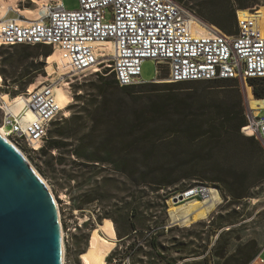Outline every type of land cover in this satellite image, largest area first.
Listing matches in <instances>:
<instances>
[{
	"label": "rangeland",
	"instance_id": "374dc122",
	"mask_svg": "<svg viewBox=\"0 0 264 264\" xmlns=\"http://www.w3.org/2000/svg\"><path fill=\"white\" fill-rule=\"evenodd\" d=\"M174 1L184 11L195 13L203 3L223 0ZM62 2L68 10L79 8V0ZM23 5L36 6L30 1ZM248 11L259 17L264 27V0H250L243 14ZM56 52V47L49 46H0V94L15 98L39 84L50 83L57 70ZM157 69L153 60L145 61L142 79L151 82ZM106 76H66L74 102L69 116L50 130L46 153L33 152L24 143H17L59 202L65 264H82L81 255L95 228L120 241L108 264H243L256 259L264 248L261 143H251L241 133L211 147L208 141L189 143L170 132L173 127L177 129L179 118L169 113L179 114L185 108L208 117L211 107L237 106V98L228 92L231 88L183 83L156 89L146 84L125 91L117 87L112 75ZM238 84L247 111L246 88L252 86L249 81ZM194 94L199 98L181 101ZM182 103L183 108L174 106ZM6 114L9 112L0 108V125ZM110 117L113 127L125 129L114 140L108 137L105 126ZM156 119L160 120L155 124ZM143 133L162 138L146 144L137 140L135 146H129L127 155H109L111 143L128 144L130 135L140 139ZM54 143L60 147L51 148ZM79 146L87 148L86 157L75 155ZM96 156L103 161L96 162ZM162 181L175 183L156 184ZM203 187H212L222 197L209 218L187 225L171 221L173 203L176 207L186 204L174 202V197ZM197 198L202 200L206 194ZM261 256L264 258V253Z\"/></svg>",
	"mask_w": 264,
	"mask_h": 264
},
{
	"label": "built area",
	"instance_id": "2783aa9c",
	"mask_svg": "<svg viewBox=\"0 0 264 264\" xmlns=\"http://www.w3.org/2000/svg\"><path fill=\"white\" fill-rule=\"evenodd\" d=\"M192 19L206 31L194 29ZM1 25L4 46L62 47L70 70L82 73L78 77L111 74L121 87L148 83L142 79L147 60L158 67L149 83L264 79V27L249 11L237 10V32L230 35L184 11L174 0H79L75 10L66 9L62 0H53L38 21L25 25L12 18ZM25 94L35 120L23 126L6 114L2 125L12 142L38 152L66 113L50 86ZM263 110L249 107L241 132L264 148ZM263 253L264 248L258 263L248 264H264Z\"/></svg>",
	"mask_w": 264,
	"mask_h": 264
},
{
	"label": "water",
	"instance_id": "95a60500",
	"mask_svg": "<svg viewBox=\"0 0 264 264\" xmlns=\"http://www.w3.org/2000/svg\"><path fill=\"white\" fill-rule=\"evenodd\" d=\"M174 197V202L183 200ZM0 264H62L61 226L51 189L0 136Z\"/></svg>",
	"mask_w": 264,
	"mask_h": 264
},
{
	"label": "trees",
	"instance_id": "16d2710c",
	"mask_svg": "<svg viewBox=\"0 0 264 264\" xmlns=\"http://www.w3.org/2000/svg\"><path fill=\"white\" fill-rule=\"evenodd\" d=\"M224 3V5H221ZM250 0H223V1H215L211 3H203L200 5L199 10L195 11L196 15L201 18L204 22L213 24L220 29L229 32L230 34H234L237 32V10L243 14L244 9L249 8ZM36 46H44V45H36ZM55 56V53H54ZM111 75V74H110ZM55 76V75H54ZM53 76V77H54ZM102 76L103 79L106 78V75H98ZM113 76V75H112ZM261 81H264V79H250L249 83L253 87V92L250 88L249 89V98H250V104L252 109H264V89L261 88ZM116 82V80H115ZM186 83H198L200 85H204L208 88L212 87H229L231 88L229 93L234 95L238 102L237 106H223L219 107L220 109H216L215 107H211L209 115H206L208 117H204V115L199 113L190 112L188 109H182L179 111V114L175 113H169L170 115H174L175 117L179 118V121L177 123V129L173 127V129L170 130V132L181 135V137L185 140H187L189 143H195L201 140H205L209 142V145L211 147H218L226 138H231L233 136H240L241 128L246 125L247 120L245 117V103L243 100V95L241 94V88H239L238 80L234 79H226V80H218V81H197V82H186ZM150 84L152 88H161V87H168L172 88L173 86H180V84L183 83H147ZM164 84V85H160ZM117 87H119L122 90H131L135 86H126L121 87L116 82ZM146 85V84H143ZM142 86V85H138ZM256 98H255V97ZM199 98L198 95L194 94L191 97H188L184 100H181L182 102L188 103L195 99ZM176 108H179V106H182V108L185 106L183 105H174ZM178 110V109H177ZM160 119H156L153 121V123H158ZM113 119L110 117L105 122L106 129H108L107 132L111 133L108 137L111 140H114L118 137V132L125 131V129L120 127H113L112 125ZM115 122V120H114ZM114 124V123H113ZM150 124H148L149 126ZM115 129V132H112V130ZM178 130V131H176ZM134 131V130H133ZM243 134V133H242ZM246 140H249L251 143H256V139L254 137H249L243 135ZM130 142L127 143H111L110 147L112 149H109L108 153L110 156H115L116 154H126V151L128 150L129 146H135L137 142H141L142 144H146L149 141H157L161 139L162 137L159 136H146L144 133L141 135L140 139H137L135 137L133 139V136H131ZM159 137V138H158ZM138 140V141H137ZM109 146L108 144H106ZM51 148H59V144H52L50 145ZM46 145L40 149L43 150L44 153ZM86 150L87 148L85 146H79L78 149L75 151V155H77L80 158L86 157ZM96 162H102L103 159L99 156L95 157ZM262 163L264 167V154L262 158ZM123 163H121L122 166ZM261 178H264V175L261 174ZM217 181H222L221 179H216ZM214 180V181H216ZM174 181H168V182H157L159 186L162 185H172L174 184ZM113 240H117L115 236L112 237ZM249 259L246 260L243 264H248Z\"/></svg>",
	"mask_w": 264,
	"mask_h": 264
},
{
	"label": "bare ground",
	"instance_id": "6f19581e",
	"mask_svg": "<svg viewBox=\"0 0 264 264\" xmlns=\"http://www.w3.org/2000/svg\"><path fill=\"white\" fill-rule=\"evenodd\" d=\"M30 1L36 6L34 8L24 7L18 8L19 3ZM53 0H0V27L1 24L10 21L12 18H7L6 15L9 9L16 7L19 11H21V17L15 18L19 24H31L34 21H38L47 11V7ZM17 12V10H16ZM191 25L194 29L198 31L205 32L206 29L202 25H198L193 19L191 20ZM0 46H4V43L1 42ZM57 49L56 59L54 60L56 65V75L50 79V83L48 84H39L33 88H30L31 91L43 89L46 86H50L54 91V96L60 107L65 111L66 116H69V107L74 102V96L71 91L70 85L66 79V76L69 78L79 76L82 73H74L73 70H70L69 66H67V52L65 49L59 46H54ZM2 77L0 75V82ZM252 90V87L249 85L246 88L247 91V99L248 105L251 108L250 98H249V89ZM1 97V109L7 110L9 115L16 117L17 120L23 125H27L28 123L35 120V114L27 108V99L29 96L18 95L15 98L11 97L7 93L0 94ZM252 109V108H251ZM0 136L14 145L27 159V161L32 165V167L37 171V173L43 178V180L47 183L49 188L52 191L54 199L58 208V216L61 226V250H62V264H65L66 259V247H65V234L63 229L62 215L60 210V205L55 196L51 186L47 182V180L38 172L36 167L32 164V162L28 159L25 152L17 146L12 140L9 138V132L6 127L0 125ZM180 193L183 196V200H179V203L186 202L185 205L176 207L177 203H173V207L169 210L170 218L173 222H180L181 224H189L195 223L201 220H205L209 218V216L214 212L217 206L221 203L222 197L219 192H216L212 187H203L197 193ZM206 194V198L200 200L197 197L200 195ZM119 240H113L108 238L107 236L101 234L98 228H95L91 232V237L89 240L88 248L81 255L82 264H108V259L112 255V253L119 246ZM255 263H258V259H254Z\"/></svg>",
	"mask_w": 264,
	"mask_h": 264
},
{
	"label": "crops",
	"instance_id": "0c3cea01",
	"mask_svg": "<svg viewBox=\"0 0 264 264\" xmlns=\"http://www.w3.org/2000/svg\"><path fill=\"white\" fill-rule=\"evenodd\" d=\"M23 2L19 3V9L24 8L25 6L23 5ZM17 10V12H16ZM7 18H20L21 17V11H19L16 7H13L12 9H9L7 15Z\"/></svg>",
	"mask_w": 264,
	"mask_h": 264
}]
</instances>
